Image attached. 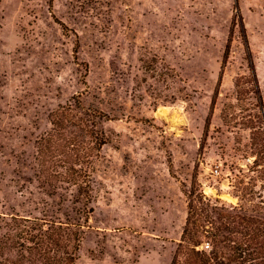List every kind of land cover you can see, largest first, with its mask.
Segmentation results:
<instances>
[{
    "label": "rangeland",
    "instance_id": "1",
    "mask_svg": "<svg viewBox=\"0 0 264 264\" xmlns=\"http://www.w3.org/2000/svg\"><path fill=\"white\" fill-rule=\"evenodd\" d=\"M189 213L264 263V0H0V216L170 264Z\"/></svg>",
    "mask_w": 264,
    "mask_h": 264
},
{
    "label": "trees",
    "instance_id": "2",
    "mask_svg": "<svg viewBox=\"0 0 264 264\" xmlns=\"http://www.w3.org/2000/svg\"><path fill=\"white\" fill-rule=\"evenodd\" d=\"M81 157L85 159L87 156ZM197 227V221L189 213L181 235L183 244H179L170 264H264L262 260H258L262 253L261 246L254 243L249 251L242 244L245 239L256 241L258 227L249 228L243 233L239 228L233 229L222 223L214 227L215 230L207 236L210 242H202L194 237ZM224 232L240 233L242 243ZM80 233L79 224L37 217L13 215L6 219L0 216V264H74L79 250ZM230 241L235 245H232L234 248L231 253L225 256L221 248L229 247ZM8 254H12L13 258L9 259ZM247 260L250 262L246 263Z\"/></svg>",
    "mask_w": 264,
    "mask_h": 264
}]
</instances>
